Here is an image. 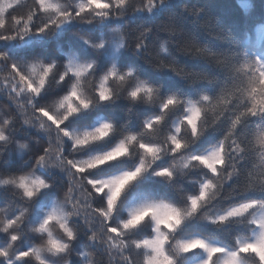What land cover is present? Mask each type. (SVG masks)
<instances>
[{"label": "trees", "instance_id": "trees-1", "mask_svg": "<svg viewBox=\"0 0 264 264\" xmlns=\"http://www.w3.org/2000/svg\"><path fill=\"white\" fill-rule=\"evenodd\" d=\"M57 4V9L44 10L38 7L40 0H0V125L8 139L0 140V179H11L10 184H0V215L5 220H16L8 232L0 231V249L9 247L7 258H0L2 264H104L117 250L123 251L127 245L124 240H107L102 237L96 241L88 239L91 230L83 225L82 218H74L80 228L78 238L68 252L64 247L50 243L46 233L34 232L33 226L52 207L53 195H59L73 184L69 170L55 165L35 166V157L42 154L48 145L57 143V132L38 119L32 107L52 103L67 93L71 76L59 79L70 57L79 62L96 60L95 75L103 74L113 63L121 70L136 69V75L159 86L160 96L176 94L183 99L197 100L202 95L215 96L221 89L236 92L243 97V90L249 86V79L256 69L264 67V0H154L153 13L144 7L147 0H128V4L117 7L116 12L107 17L84 14L70 19L59 27H49L44 33L36 31L45 24H51L59 17L61 8L69 11L76 8L79 0H48ZM103 4L104 0H91ZM114 4V0H112ZM164 7H161L162 4ZM155 7L160 9L155 10ZM31 29L28 35H23ZM147 30V31H145ZM10 37L11 39H7ZM82 37L93 42L105 40V47L96 50L85 43ZM141 40L144 47L136 49ZM165 51H160V45ZM123 45V47H121ZM174 65L187 72L200 73L203 79L191 80L177 75L172 67H156L157 63ZM12 62L23 64L24 75L30 84L25 89L24 82H17L8 76ZM56 64V70L47 78L41 93L32 99L29 87L39 82L44 67L33 65ZM247 65V67H246ZM10 90V91H9ZM249 101L243 97V103ZM236 101L233 100V106ZM181 104L172 109L161 124V133H166L184 113ZM63 110V108H61ZM161 112L159 103L145 104L133 102L122 93L118 100L95 103L70 116L61 127L68 130L95 129L105 120L117 125V131L109 137L82 147L72 153L82 158L103 152L115 145L126 131L133 133L144 130L146 119ZM230 116V114H228ZM51 118V117H50ZM28 121L27 123L25 121ZM51 123V122H50ZM230 125V119L222 118L207 128L202 135L194 138L183 154H206L215 148ZM264 127V115L242 118L235 136L242 140L250 137L253 131ZM151 139V137H147ZM71 141L65 138V154L71 150ZM22 145H26L22 147ZM180 154L167 153L156 161L150 169L132 180L122 191L110 226H116L126 219L131 211L150 202H167L181 209L189 208V196L198 194L205 179L214 174L206 167L188 168L172 179L157 175V171L171 165ZM139 163V154L121 157L93 169L85 175L90 178L107 177L123 171L134 170ZM223 164V161H220ZM236 163L237 175L225 179L220 193L207 200L191 216L182 219L175 228L162 226V231L171 233L164 242V254L174 264H192L206 257L203 247L180 251L177 241L202 238L214 242L225 251H237L242 243L256 239L259 231L255 221L264 217V173L260 171L259 156L249 153L244 159L226 160L225 172L231 171ZM35 170L37 175L52 182L48 189L32 200L27 199L16 185L17 177ZM257 203L242 216L231 217L223 223L214 218L231 207L241 203ZM95 206L106 203L104 194H97ZM23 213V216H21ZM207 213V215H205ZM138 227L128 230L125 239H155V220L147 219ZM91 220V217H87ZM174 223V221H170ZM15 237V239H13ZM57 245L63 241L57 239ZM136 247V248H135ZM142 247L143 249H137ZM29 255L21 257V252ZM145 254V255H144ZM212 258V264H219L221 255ZM131 260L121 264H148L154 257V248L142 242L133 245L129 251ZM239 260L244 264H261L255 253H241ZM152 264H162L157 258Z\"/></svg>", "mask_w": 264, "mask_h": 264}, {"label": "clouds", "instance_id": "clouds-1", "mask_svg": "<svg viewBox=\"0 0 264 264\" xmlns=\"http://www.w3.org/2000/svg\"><path fill=\"white\" fill-rule=\"evenodd\" d=\"M90 3L91 0H79V3L76 8L72 10H83ZM116 4L122 5L123 0H114L113 7L111 9H108L107 11L102 10L99 17L104 15H110L113 12H116L118 15L121 14L117 11V7L115 6ZM119 8L121 9L123 7ZM60 11L62 13H67L69 9L61 8ZM89 13L95 14L93 18L98 16L96 15V9L94 7L91 12H87L86 14ZM77 17L80 16H74L72 20ZM64 18L65 17H60V19ZM82 39L85 43L91 45L93 49L101 50L105 47V40L103 39L99 40V42H93L89 37H82ZM121 47H123V45H121ZM135 47L136 49L143 48V40H141L139 43H136ZM165 50L166 49L161 44L160 51ZM70 61H72L74 65H83L86 71H75L74 68H69L68 65ZM96 63V60H92L90 62H79L75 58L70 57L67 64L64 66L62 74L60 75V79L62 81L65 78L71 76L69 90L60 99L52 103L41 104L39 106L45 108L47 112L51 114V116L58 118L61 122L64 123L68 119H66V114L68 113V109L70 107V104H65L61 106L60 101L63 100L65 97H68L70 103L75 104L79 108V101L81 99H86L87 101H89L90 107L95 103L105 101L114 102L115 100H118L121 94L123 93L126 99H129L133 102L142 101L143 103L149 105L158 102L161 107V112L145 120L143 131L136 133L126 131L123 135H121V138L118 140V142L108 150H105L103 152H97L95 154H91L82 158H76L72 155V153L77 152L82 148L76 145V140L78 138L83 140L85 134L93 131L94 129H67V138L72 142L71 150L69 151V153L65 154V139H62L60 142L61 146L56 147L54 149H49L47 152H43L42 154L36 155L34 169L35 166L49 165H55L58 168L66 169L67 164L69 162H72L80 166L78 169L79 172L87 173L93 169H97L102 166L92 163V161H94L98 155H105L117 144L123 142L127 146V152L121 157L139 154V163L136 167H139L141 164H143L145 168L144 171L150 169L152 165L155 164L156 161L160 160L164 154L179 153L180 155L178 156V158H175L170 166L165 167L171 173L166 177L172 179L176 174L182 173L185 169H188L190 167H206L202 164L198 157L207 155L208 153L183 154L182 150L187 149L190 144L194 143V138H198L200 135H202L207 128L211 127L212 125H215L218 121H221V119L224 118L230 119V125L227 129V133L224 135L223 139L220 140L219 144L210 152L218 151L219 155L216 157V159L222 160L225 163L226 160H233L235 158L244 159L250 152H255V154L259 156L260 171L264 173V127H261L257 131H253L250 137H248L246 140H242L234 135L237 126L242 121V118L247 117L249 115H264V67L256 69V72H258L259 75H256V73L254 72L249 79V86L243 90V97H246L249 101L247 104H245L243 103V97H238L236 96L235 91L226 89H221L219 94L215 96L204 94L197 100H185L176 94H170L167 97H161L159 86L154 85L136 75V69L134 67H129L127 70H121L119 67H117L115 63H113L109 68H107L106 71L103 72L102 75L97 77L94 72V65ZM51 65H54L56 67L55 63H51ZM156 67H172L174 70L175 66L165 64L163 63V61H160L157 63ZM175 69L178 68L175 67ZM178 70L179 71H174L177 72V75L182 76L185 79L197 80L206 78L203 77L200 73L187 72L184 69ZM45 71L46 69L44 68V72ZM43 79V76H41L39 82L37 83L33 81V84L39 87L43 83ZM24 86L25 89H27V81L24 82ZM43 89L44 87L42 88V90ZM73 93H75V95H73ZM234 99L236 101L235 106H233ZM169 101L172 102L169 103ZM181 104L185 106L184 113L181 115V117L171 129H169L166 133L162 134V122L165 120V118L172 109L176 108ZM193 104H195V108L192 107ZM61 108H63V110H61ZM228 114H230V116ZM42 120L44 121V123L41 124V127H44L46 124L49 128L55 130V128L51 127L53 121L44 119ZM25 122L27 123L28 121L26 120ZM103 122L111 124L112 130L110 135L117 131V125L113 121L105 120ZM57 127H59V125H57ZM147 137H151V139H148ZM7 139L8 136L4 131V126L0 125V140L6 141ZM101 140L85 141L84 146H88L92 143L99 142ZM24 146L26 145H22V147ZM121 157H116L114 159L117 160ZM110 161L112 160L105 161L104 164ZM225 163H223L222 165H217V167H219V173H213L214 175L211 178H208L213 181V184L211 186L212 190L209 193V197L207 200L217 196L220 193L224 181L229 175L231 177L237 175L236 163L231 164V171L228 172H225ZM34 169L17 177L16 185L21 190V195H23L24 189V187L20 184L19 180L21 176H31L33 179L39 177L41 180L44 181V187L40 189H48L49 187H51L52 182L44 178L43 176L37 175ZM117 175L119 174L95 178L96 183L91 185V189L82 180H74L72 184L73 186L77 184L80 185L79 194L76 197H69V186H67V189L62 191L59 195H53L52 207L39 220V222H37L33 226L32 230L38 233H46V238L55 237L50 239V243L52 244H56L57 239L62 240L65 252H68L71 246L73 245V242L78 238L80 234V228L76 223L73 222L74 218L83 217V225L87 229L91 230V235L88 237V239L96 241L104 237L109 241H127V245L124 247L123 251L121 252L120 250H117L112 256L109 257L107 264H121V262L130 261L131 257L129 255V251L133 248V245H137L144 241H151L153 239L151 237L140 240L125 239L128 234V230L138 227L145 221V219H143L139 223L135 222V220L133 219L132 211L129 217L121 220L118 225H109L108 222L112 219L113 213L116 210L121 195L119 196L114 205H109L108 198L111 196V187L106 188L105 182L108 181L111 177ZM208 179H205L203 182H207ZM10 183H12L10 178L0 179V184ZM40 189L34 191V194L31 197L27 196L26 198L32 200L41 192ZM97 194H104L106 196V203L104 205H94L93 201ZM196 195H199V193L189 196V201H191L192 196ZM170 205L174 206L173 204ZM174 207L181 209L177 206ZM54 208L58 209L55 214H53ZM182 210L186 213L190 212L189 208H185ZM191 215L192 214L185 215L184 219ZM205 215H207V213H205ZM21 216H23V213H21ZM87 217H91V220L87 219ZM149 218L152 221L155 220L156 238L158 230L162 231L163 225H158V222L153 217V215H150L147 219ZM19 220L20 217H17L16 220H5V218L0 215V231L8 232L9 229L13 227V225L19 222ZM113 229H117L118 231L114 233ZM171 233L172 232L167 233L166 240L170 238ZM9 247L10 246L2 248L3 251L7 253V256L9 252ZM137 249L143 248L140 247ZM143 257L138 262V264H143ZM98 264H104V261H98ZM148 264H150L149 261Z\"/></svg>", "mask_w": 264, "mask_h": 264}, {"label": "snow or ice", "instance_id": "snow-or-ice-1", "mask_svg": "<svg viewBox=\"0 0 264 264\" xmlns=\"http://www.w3.org/2000/svg\"><path fill=\"white\" fill-rule=\"evenodd\" d=\"M163 2V0H161ZM128 4V0H123V4H116V7H125ZM38 7H42L44 10L49 9H57L59 6L54 3L48 2V0H40V3L38 4ZM93 7L96 9V15H100L101 11H107L108 9H111L113 7L112 0H104L103 4H96L94 2H91L88 4L83 10L76 9V10H70L67 13L60 12L59 17L56 20H53L51 24H45L42 27H39L36 29L39 33H44L49 27H59L60 24H64L68 20L72 19L74 16H81L86 14L87 12H91ZM147 10L151 11L154 8V0H147L146 4L144 5ZM109 15H104L101 17H107ZM60 17H65L64 19H60ZM31 32V29H26L23 32V35H28ZM7 39H11L10 37H7ZM0 57H7L6 53H0ZM36 67H44L46 71L42 74L43 76V83L41 86H30L29 91L31 94V97L33 100H35V97H37L41 91L42 88L47 83V78L52 74L56 67L54 65L48 64V65H33V70ZM69 68H74L75 71H86L85 67L83 65L75 64L70 61ZM174 70L179 71L178 69ZM8 76L12 77L14 80L19 82H26L27 84H30L28 81V77L24 75L23 72V64H18L17 62H12L10 64V68L8 70ZM60 79V77H59ZM61 80V79H60ZM62 81V80H61ZM10 91V90H9ZM103 94V89H102ZM75 95V93H73ZM172 101H169L171 103ZM80 107L78 108L75 104H71L68 97H65L63 100L60 101L61 106L65 104H70V107L68 109V113L66 114V119L75 114L76 112H80L84 109H87L89 107V101L86 99H81L79 101ZM34 109V113L36 114L38 119H44V120H50L53 121L51 124V127L55 128V131L57 132V143H60L62 139H65L68 137V132L66 128L61 127L63 122H61L58 118L51 116L47 112V110L43 107H40L36 103H33L32 105ZM193 108H195V104L192 105ZM51 117V118H50ZM59 125V127H57ZM63 130V131H62ZM112 130V126L110 123L102 122L99 126H97L93 131L88 132L85 134V137L83 140L77 139L76 145L78 147H83L85 144V141H98L101 139H105L110 136ZM56 144H49L48 147L45 148L44 152H47L49 149L56 148ZM127 152V146L120 142L115 147H113L110 151H108L105 155H98L94 161H92L93 164L96 165H103L105 161L112 160L116 157H121ZM219 155L217 152H209L207 155H203L198 157L203 165H205L212 173H219V167L217 165H222L220 161L216 159V157ZM223 163H225L223 161ZM79 165L74 164L72 162H69L67 164V170H69L70 176L72 178H79V180H82L85 184L89 186L91 189V185L96 183L95 178H90L88 175H85V173L79 172ZM145 168L144 165L141 164L139 167H136L134 170L131 171H124L121 174L111 177L108 181L105 182V187H111V196L108 198L109 205H114L121 195L124 188L135 178H137L139 175H141L144 172ZM158 175L160 176H168L170 175V171L167 168H162L157 171ZM231 176L229 175L227 179H230ZM20 184L25 189V194L29 197H31L34 194V191L43 188L44 187V181L41 180L39 177L33 179L31 176H21L19 178ZM212 184L213 181L211 179H208L207 182H203L201 184V188L199 191V195L192 196L190 201V212L186 213L182 209L175 208L174 206L167 204L163 201L161 202H150L146 203L144 205H141L135 209L132 210L133 219L135 222L139 223L144 219V217L148 214L153 215V217L157 220L158 225H167L169 228H175L177 224L180 223L182 219H184L185 215L193 214L195 213L201 206L203 202H205L208 197L209 193L212 190ZM80 185L73 186L70 184L68 189V196L69 197H76L79 194ZM256 201L252 202H246L241 203L237 206L231 207L228 209L225 213L218 215L214 218V222L217 223H223L227 221L231 217L236 216H242L246 212H248L249 209L254 207L256 204ZM58 211V209H53V214H55ZM174 221V223L170 222ZM256 225H258L259 229V236L257 239L253 241H248L245 243H242L237 251H231L228 252L225 250L210 245L207 241L199 238H190L185 240L177 241V247L180 251L187 252L190 249H195L197 247H203L207 250L208 253V260L205 261V264H212V258L218 254V253H224L226 254V264H240V255L241 253H255L259 259L261 264H264V218H259L255 221ZM127 227V225H126ZM117 229H113V232H117ZM167 233L159 231L157 232V236L154 240L151 241H144L142 242L144 245H147L149 247H152L156 251V255L154 257H149V262L152 264L154 260L159 258L162 261V264H174L172 260L169 259L168 256L164 254V242L166 241ZM15 239V237H13ZM56 247H63V245H57L53 244ZM29 255L27 252H21V257H26ZM7 253L3 251V249H0V258H6ZM0 264H2V260H0ZM8 264H11V261H8Z\"/></svg>", "mask_w": 264, "mask_h": 264}, {"label": "rangeland", "instance_id": "rangeland-1", "mask_svg": "<svg viewBox=\"0 0 264 264\" xmlns=\"http://www.w3.org/2000/svg\"><path fill=\"white\" fill-rule=\"evenodd\" d=\"M165 6V4L163 3L162 5H161V7H164ZM158 9H160L159 7H155V10H157L158 11ZM149 13H153V10H151V11H149ZM259 218H261V217H259ZM258 236H259V231H258V233H257V236H256V239L258 238ZM199 239H202V238H199ZM205 241H207V240H205ZM210 245H214V246H217V247H220L221 248V246L220 245H218V244H216V243H214V242H211V241H207ZM204 250H205V252H206V257L205 258H203V259H200V260H197V261H195L194 263H192V264H205V261H207L208 260V253H207V250L204 248ZM228 252H231V251H228ZM225 253H226V251H225ZM219 264H226V254H222L221 255V258H220V261H219ZM240 264H244V263H242L241 261H240Z\"/></svg>", "mask_w": 264, "mask_h": 264}]
</instances>
